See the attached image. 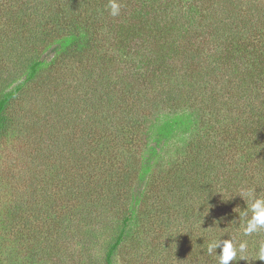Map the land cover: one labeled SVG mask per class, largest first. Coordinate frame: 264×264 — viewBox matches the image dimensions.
<instances>
[{
  "label": "trees",
  "instance_id": "trees-1",
  "mask_svg": "<svg viewBox=\"0 0 264 264\" xmlns=\"http://www.w3.org/2000/svg\"><path fill=\"white\" fill-rule=\"evenodd\" d=\"M117 2L0 0V141L32 142L0 264L71 245L82 264H218L224 239L264 264V231L239 230L240 194H264V0ZM36 83L53 102L27 126L10 109Z\"/></svg>",
  "mask_w": 264,
  "mask_h": 264
},
{
  "label": "rangeland",
  "instance_id": "rangeland-1",
  "mask_svg": "<svg viewBox=\"0 0 264 264\" xmlns=\"http://www.w3.org/2000/svg\"><path fill=\"white\" fill-rule=\"evenodd\" d=\"M53 102L51 95L41 91L39 83L34 84L25 95L11 106V115L15 120L23 122L29 126V122H44L48 107ZM27 138L23 136H8L0 141V203L1 200H9L16 195L15 188L21 187V179L26 173L28 166L19 163V158H26L31 152V145ZM25 192L26 185L20 188ZM1 210V206H0ZM62 261L56 264H82V257L78 255L76 246L71 245L70 248L63 247ZM66 249H68L67 252ZM89 254H92L90 252ZM99 254V255H98ZM95 264H103V253L96 251L92 254ZM50 264V263H49ZM114 264H138L129 262L127 255H119L115 259ZM141 264V263H139ZM146 264V263H144Z\"/></svg>",
  "mask_w": 264,
  "mask_h": 264
},
{
  "label": "clouds",
  "instance_id": "clouds-1",
  "mask_svg": "<svg viewBox=\"0 0 264 264\" xmlns=\"http://www.w3.org/2000/svg\"><path fill=\"white\" fill-rule=\"evenodd\" d=\"M109 14L112 17H118L121 13V6L117 0H109ZM246 202V209L239 213V230L244 236H252L253 234L264 231V194H258L254 190L241 193ZM238 209V208H237ZM248 242L241 241L238 243L234 239H224L222 241H211L207 244V254L209 256L217 253L218 264H233L234 261H247L248 259ZM257 261H264V243H261L255 253Z\"/></svg>",
  "mask_w": 264,
  "mask_h": 264
}]
</instances>
